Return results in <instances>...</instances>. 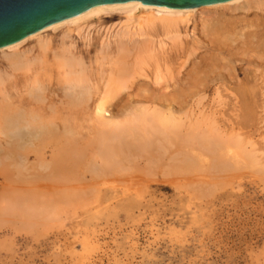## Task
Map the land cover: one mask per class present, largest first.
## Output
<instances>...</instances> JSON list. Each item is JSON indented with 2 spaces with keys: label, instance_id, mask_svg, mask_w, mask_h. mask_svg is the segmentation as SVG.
I'll use <instances>...</instances> for the list:
<instances>
[{
  "label": "bare ground",
  "instance_id": "6f19581e",
  "mask_svg": "<svg viewBox=\"0 0 264 264\" xmlns=\"http://www.w3.org/2000/svg\"><path fill=\"white\" fill-rule=\"evenodd\" d=\"M116 12L134 23L118 31L115 51L103 46L107 74L97 58L55 51L46 39ZM32 39L39 53L22 56ZM0 53V163L13 200L0 196L17 204L7 203L1 220L33 226L52 206L78 200L74 190L112 177L145 187L152 181L143 176L175 175L157 182L181 186L189 174L264 171V0L95 7Z\"/></svg>",
  "mask_w": 264,
  "mask_h": 264
},
{
  "label": "rangeland",
  "instance_id": "374dc122",
  "mask_svg": "<svg viewBox=\"0 0 264 264\" xmlns=\"http://www.w3.org/2000/svg\"><path fill=\"white\" fill-rule=\"evenodd\" d=\"M95 18L45 35L55 51L72 46L92 62L97 58L107 74L103 46L111 43L115 51L118 31L134 18L129 21L122 12ZM18 50L24 57L37 55L38 41L29 40ZM0 62L5 63L1 53ZM4 166L2 161L0 195L5 193L9 200L13 188ZM149 175L143 177H150V186L124 187L112 177L107 184L77 189L82 194L74 190L78 200L52 206L38 225H23L21 219L18 224L9 214L1 220L0 214V264H264V171L189 174L188 183L179 187L157 182L175 180V175ZM2 197L0 211L10 202Z\"/></svg>",
  "mask_w": 264,
  "mask_h": 264
},
{
  "label": "water",
  "instance_id": "95a60500",
  "mask_svg": "<svg viewBox=\"0 0 264 264\" xmlns=\"http://www.w3.org/2000/svg\"><path fill=\"white\" fill-rule=\"evenodd\" d=\"M230 0H0V50L95 7H206Z\"/></svg>",
  "mask_w": 264,
  "mask_h": 264
}]
</instances>
